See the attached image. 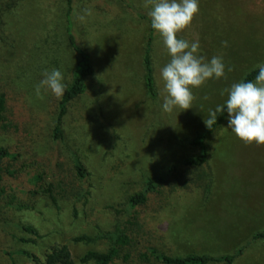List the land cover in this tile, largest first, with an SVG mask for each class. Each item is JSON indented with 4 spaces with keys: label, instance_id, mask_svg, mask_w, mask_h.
Segmentation results:
<instances>
[{
    "label": "rangeland",
    "instance_id": "374dc122",
    "mask_svg": "<svg viewBox=\"0 0 264 264\" xmlns=\"http://www.w3.org/2000/svg\"><path fill=\"white\" fill-rule=\"evenodd\" d=\"M199 12L178 34L199 42L206 60L223 58L225 77L193 89L192 108L163 110L161 68L169 61L161 38L152 44L157 97L148 96L143 54L150 24L147 0H74L73 34L91 56L95 74L85 95L68 106L64 137H53L62 97L35 86L53 69L67 87L77 61L66 32L67 0H0V159L6 175L0 197V264H29L67 245L78 260L105 252L108 241L75 243L76 237L126 232L111 264H162L150 248L174 256L244 252L235 264H264V146H246L223 127L210 144L209 163L184 165L199 150L189 146L206 128L209 110L225 104L222 90L264 64V0H198ZM227 42V47L223 42ZM232 68V71H228ZM65 87V89H66ZM207 97V99H205ZM86 167L80 181L75 160ZM175 170L147 202L126 213L130 196L146 178ZM57 198L52 204L45 189ZM24 226L37 229V243ZM79 264V263H78ZM94 264V263H87ZM225 264V263H217Z\"/></svg>",
    "mask_w": 264,
    "mask_h": 264
},
{
    "label": "clouds",
    "instance_id": "9594fccd",
    "mask_svg": "<svg viewBox=\"0 0 264 264\" xmlns=\"http://www.w3.org/2000/svg\"><path fill=\"white\" fill-rule=\"evenodd\" d=\"M151 4L148 12L151 27L161 38L169 61L161 68L163 83V110L171 113L174 109L183 111L192 108L195 99L193 89L202 87L209 80L225 77V64L220 56L206 60L200 56L199 42H189L178 38L186 30L199 12L198 0H147ZM227 47V42H223ZM259 74L255 81L234 83L224 89L227 93L225 104L209 110V118L204 119L211 130L217 123V114L227 110L228 126L235 136L246 146H264V64L257 65ZM229 68L228 71H232ZM44 78L35 86L38 99H43L41 89L50 91L56 98L64 95L65 84L62 73L53 69L45 72ZM207 99V97H205Z\"/></svg>",
    "mask_w": 264,
    "mask_h": 264
},
{
    "label": "trees",
    "instance_id": "16d2710c",
    "mask_svg": "<svg viewBox=\"0 0 264 264\" xmlns=\"http://www.w3.org/2000/svg\"><path fill=\"white\" fill-rule=\"evenodd\" d=\"M73 1L67 0V13H66V32L68 37L69 46L72 48L73 52L76 55L77 61L73 68L72 79L64 91L59 107L58 115L56 119V125L54 128L53 137L55 140H61L64 137V132L62 129V123L65 115L68 111V106L75 99H78L86 94L88 90V81L91 77L94 76V66L92 59L88 51L81 47L73 34V22H72V11H73ZM141 19L147 20L150 24V31L148 39L146 42V47L143 54V68H144V81L148 96L150 98L157 97V87L155 83V71L152 59V44L156 32L151 27L150 18L139 15ZM259 74V68H254L249 71L243 79V82L255 81V77ZM5 108V97L0 96V116ZM217 123L212 126V129L209 130L207 127L196 134L191 140H187L189 146H194L198 148L199 152L196 155H193L187 158L184 162V165L194 167L196 170H200L201 167L209 163L211 159L210 155V144H212L213 139L219 134L224 126L228 124V115L227 110L225 109L224 113L217 114ZM15 156L4 148H0V159H14ZM75 172L80 181L84 180L88 176L87 169L85 165L78 159L75 160ZM175 170V167H172L169 171H166L160 176L153 178H146L144 181L143 189L130 196L126 203V213H132L137 207L144 205L150 194L155 193L159 188L164 186L171 172ZM6 175L0 170V197L3 192L2 186H4ZM50 201L52 204L57 206V198L53 193V190L48 187L45 189ZM23 230L34 236V238L21 239L22 242H30L32 244L37 243V238H39V233L37 229L32 226H24ZM108 241L110 247L105 252L99 251H89L85 253L78 262L72 257V254L67 245L54 246L49 252H47L44 258H39L37 256L28 254V257L31 259L29 264H111L115 258L119 256L120 246H126L129 244V237L126 232L121 228L120 225H117L113 231L106 233H101L97 238H91L87 235L76 237L73 241L75 243H90L95 240ZM264 239V231H257L253 234L250 241L256 242ZM244 247V246H243ZM240 248L232 254H221V255H211V254H198L190 253L186 255H174L170 256L164 254L157 249L150 248L148 254H144L143 257L147 258L148 256H153L162 264H235L236 259L241 256L244 252V248Z\"/></svg>",
    "mask_w": 264,
    "mask_h": 264
}]
</instances>
